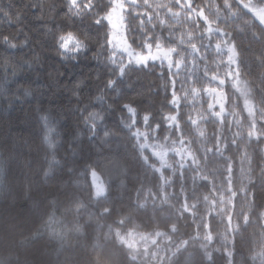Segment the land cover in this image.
I'll return each instance as SVG.
<instances>
[{
	"label": "trees",
	"instance_id": "16d2710c",
	"mask_svg": "<svg viewBox=\"0 0 264 264\" xmlns=\"http://www.w3.org/2000/svg\"><path fill=\"white\" fill-rule=\"evenodd\" d=\"M123 3L129 47L174 48L170 62L119 72L110 0H0V264H264V136L249 139L246 105L264 132V0H228L231 14L193 0L224 37L186 0ZM224 39L243 91L215 48ZM211 90L226 96L219 116ZM129 108L149 140H182L183 159L164 166L143 149Z\"/></svg>",
	"mask_w": 264,
	"mask_h": 264
},
{
	"label": "rangeland",
	"instance_id": "374dc122",
	"mask_svg": "<svg viewBox=\"0 0 264 264\" xmlns=\"http://www.w3.org/2000/svg\"><path fill=\"white\" fill-rule=\"evenodd\" d=\"M110 1H111L110 9L103 15V19L107 22L109 27L108 42L110 48L112 49V54L110 56V59L112 60V62L119 65L118 66L120 68L119 72H123V70L128 66L129 63L141 65L155 61L170 62L171 59L169 60L167 58L168 53L162 52L160 49H157L156 51L152 50V52L149 51L148 53L143 54L145 57H150L151 54H156L160 57L159 59L152 60L149 58V59H145L144 61H139L138 57L141 55V53H137L133 51L129 47L128 42L126 40L123 15H122L124 8L123 0H110ZM254 12L259 19L264 20V9H262V7L254 8ZM177 67H181V63H177ZM229 69L231 70L232 73V75L229 76L230 79L232 80V82L237 84V86L241 91H243V87H242L243 80L240 78L241 76L240 72H239V77H237L236 75L237 65L236 66L233 64L227 65L225 68V72H226L225 74H228ZM237 80H239V83H237ZM194 94L198 95L199 93L197 90H195ZM207 98L209 101V109L213 110L214 113H216L219 116L222 113V111H224L226 96H223L221 92L216 93V91L211 90L207 93ZM191 104H192V100H191ZM246 105L248 109H251L248 102H246ZM133 121H135V123H133ZM129 126L132 128V131L136 134L140 146L144 145V147H142L143 149L148 148V150H150L155 155V157L158 158L159 161H161L160 163L161 165L164 166L168 165L170 161L174 160L173 155L176 153L178 155L176 158L177 162L183 159L182 154L184 151V146L182 144V140H179V142H175L168 139V142H164V143H161L160 138L159 139L157 138V140L155 141L149 140L150 130L145 127V123L141 124V127H139V124L137 123V115L135 111L132 114H130ZM177 133L180 136V133L179 132ZM89 175L95 195L96 196L104 195L106 192V184L103 177L99 174V172H97L94 169L89 171ZM97 176L99 177L100 182H102L103 191L99 190V185L96 178ZM153 246H154V240L152 239L150 244L144 247L143 251L147 250V254H143V255L149 256L148 253H154L152 250Z\"/></svg>",
	"mask_w": 264,
	"mask_h": 264
},
{
	"label": "snow or ice",
	"instance_id": "6c2138e0",
	"mask_svg": "<svg viewBox=\"0 0 264 264\" xmlns=\"http://www.w3.org/2000/svg\"><path fill=\"white\" fill-rule=\"evenodd\" d=\"M180 2H181V0H177V3H180ZM184 6L189 10V18L191 17L192 14H195L196 16H198L199 18L204 20V22H205V33L206 34L210 35L211 32L213 30H215V31L220 32V35L222 37L227 35L225 33L224 29L220 28L218 26L219 25V17L215 21L210 20L208 15H205V11H204L203 7H199V8H194L193 7V0H186V3L184 4ZM225 6L229 7V9H230V6L228 4V0H225ZM217 10L219 11L218 5H217ZM169 12L171 13L172 10L169 9ZM230 14H231V9H230ZM174 15H176L178 17L180 15V13L176 12V13H174ZM225 19H227V17H225ZM214 22H217L216 23L217 27L215 29H213V27H212ZM261 23H264V20H261ZM73 39L74 38L71 36V34H69L68 37H67V40L71 41ZM66 46H67L66 44H62L61 45L62 48L66 47ZM192 47L198 51V48H197V46L195 44H193ZM215 48L218 51H222V50H226L227 51V53H228L227 61L230 64L237 65L236 75H237V77H239L238 60H239V55L240 54H239V50L236 48L235 42L229 43L228 39H224L223 41L218 40L216 42V44H215ZM160 50L162 52H167L168 53V57L167 58L169 60L171 59L172 54H174L175 51H176V49H174V48L173 49H164L162 47L160 48ZM149 58L152 59V60H156V59H159L160 57L158 55H156V54H151L150 57H145L143 54H141L138 57L139 61H144L145 59H149ZM228 75L229 76L232 75L230 69L228 70ZM221 83H223V80H221ZM237 83H239V80H237ZM249 103L254 105L255 102L254 101H249ZM247 111H248L249 117H250V121H249L250 126H249V130L247 132V135H248L249 139L259 140V139H261L262 136H264V132L258 130V125H257L256 120H255V108L253 107L251 109H247ZM129 112H130V114H132L134 112V110L129 108ZM144 119L148 120V119H150V117L148 115H145ZM260 119H261V123H264V115H262ZM133 123H135V121H133ZM156 127L158 128L159 125H157ZM141 147H144V145H141ZM229 171H231V169H229ZM96 178H97V181H98L99 190L103 191L102 182H100L98 176ZM173 230H175L174 226H173ZM121 239H123V238H121ZM125 243H127V242L125 241ZM130 246L134 247V245H130Z\"/></svg>",
	"mask_w": 264,
	"mask_h": 264
}]
</instances>
